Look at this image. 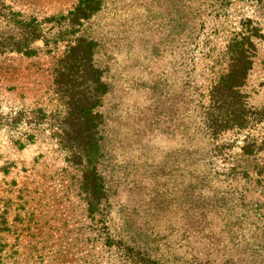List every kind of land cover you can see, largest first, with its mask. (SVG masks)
I'll use <instances>...</instances> for the list:
<instances>
[{
	"label": "rangeland",
	"instance_id": "rangeland-1",
	"mask_svg": "<svg viewBox=\"0 0 264 264\" xmlns=\"http://www.w3.org/2000/svg\"><path fill=\"white\" fill-rule=\"evenodd\" d=\"M81 1L0 0V35L8 11L42 23V38L32 46L34 57L0 56V113L36 111L41 123L0 130V264H130L105 244L97 220L87 216L79 172L69 165L67 148L57 137L65 134L70 144L71 134L66 129L62 134L61 124L71 116L72 100L71 78L58 80L55 73L65 66L60 60L67 46L80 37L97 43L95 62L109 90L99 109L104 123L98 129L105 136L101 170L109 217L127 251L145 264L201 262L191 247L187 252L181 247L171 231L173 221H167L163 232L161 214L148 212V181L158 172L175 170L185 157L206 171L217 199L208 230L238 235V264H264V0H96L99 11L81 26L69 20L43 23L66 16ZM248 29L254 51L241 88L246 124L242 129L204 130L197 115L187 119L189 131H180L184 118L176 100L181 82L177 40L197 38L211 50L193 60L198 64L194 82L207 85L228 64L223 47ZM159 82L162 86L155 87ZM140 112L147 119L144 129ZM107 137L119 142L112 144ZM192 138L191 147L185 139ZM198 146L203 149L197 154ZM138 200L149 208L136 211L131 204ZM125 207L133 215L127 225L119 212Z\"/></svg>",
	"mask_w": 264,
	"mask_h": 264
},
{
	"label": "trees",
	"instance_id": "trees-1",
	"mask_svg": "<svg viewBox=\"0 0 264 264\" xmlns=\"http://www.w3.org/2000/svg\"><path fill=\"white\" fill-rule=\"evenodd\" d=\"M2 9L6 10L8 7L2 6ZM98 11L99 5L96 0H83L66 16L47 18L43 23L58 24L69 20L71 25L81 26V21L90 20ZM20 17V14L11 11L3 14L2 19L6 30L0 35V56L11 53L28 58L35 56L36 49L32 46L42 38V23ZM194 29L195 33L199 32L197 26ZM250 31L248 29L247 34H239L223 47L221 54L228 64L218 78L207 85L194 82L196 78L198 79L195 76L198 64L193 60L195 55L204 56L211 50H206L204 44L197 42V38L177 40L179 61L177 67L181 82L176 100L184 118L181 120L180 131H189L191 128L187 119L196 118L197 115L203 121L204 130L223 131L233 127L242 129L246 124L248 111L243 101L241 88L245 85L253 64L254 43ZM13 33V37L8 36ZM67 47L65 59L60 60L61 66L63 64L65 66L64 68L60 66L62 70L56 71L55 79L71 78L68 87H70L72 104L68 109L72 112L64 124H61L63 125L62 134L66 129L71 136L68 138L70 144L67 145L64 141L65 134L63 137L58 134L59 143L67 148L69 165L79 172L77 184L83 195L87 216L97 220L106 241L105 244L108 247H115L119 257L126 262L145 264L127 251L125 243H121L119 234L114 230V220L109 217L110 197H108L105 175L101 170L105 152V136H103L104 133L102 134L103 130L98 129L103 127L104 123L103 113L99 109L103 107V100L109 90L103 79V73L95 62L97 43L93 39L80 37ZM193 75L196 78H193ZM157 86L162 84L159 82L155 85ZM35 112L20 111L11 116L0 113V130H15L20 124L28 122L41 124L35 118ZM41 114L39 111V117ZM139 115L142 129L148 127L145 113L140 112ZM59 129L57 128L56 132ZM122 137L124 141L128 140V134H123ZM108 139L112 144L119 142L116 141L117 138L116 140ZM185 140L191 147L193 146V138ZM118 144L115 148L119 147ZM200 149L203 147H197V154ZM180 159L175 170L158 172L157 179L151 178L148 181L149 188L146 190V195L149 196V205H151L148 212L158 216L161 214V223L158 226L163 232H167V221H173L174 228L171 231L177 234V239L186 252L188 247H191L201 261L199 264L214 262L238 264L242 256V250H236L241 247L238 235L208 230L210 209L217 208V199L214 198L206 171L194 164L195 162H186L185 157ZM117 184L122 185L119 176ZM141 190L143 191V188ZM136 194H138L137 198H141V193ZM131 205L136 208V211L148 207V205L143 206L139 200ZM128 209V207L119 209L122 214V223L126 225L133 220V215L128 212ZM247 254L245 252V255Z\"/></svg>",
	"mask_w": 264,
	"mask_h": 264
}]
</instances>
